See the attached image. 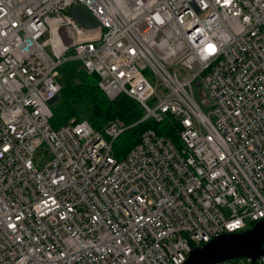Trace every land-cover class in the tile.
I'll use <instances>...</instances> for the list:
<instances>
[{
  "label": "built area",
  "instance_id": "built-area-1",
  "mask_svg": "<svg viewBox=\"0 0 264 264\" xmlns=\"http://www.w3.org/2000/svg\"><path fill=\"white\" fill-rule=\"evenodd\" d=\"M69 60L176 141L144 128L116 159L118 122L51 128ZM263 217L264 0H0V264H182Z\"/></svg>",
  "mask_w": 264,
  "mask_h": 264
},
{
  "label": "trees",
  "instance_id": "trees-1",
  "mask_svg": "<svg viewBox=\"0 0 264 264\" xmlns=\"http://www.w3.org/2000/svg\"><path fill=\"white\" fill-rule=\"evenodd\" d=\"M57 80L60 85L58 97L49 105L51 116L48 123L51 128L66 123L70 118L85 120L95 130H100L110 122H118L124 129L111 144L116 159H120L138 141L144 128H151L176 141L173 120L138 121L143 110L136 101L122 94L113 99L107 98L97 85V76L83 71L77 61L62 63L58 68Z\"/></svg>",
  "mask_w": 264,
  "mask_h": 264
},
{
  "label": "water",
  "instance_id": "water-1",
  "mask_svg": "<svg viewBox=\"0 0 264 264\" xmlns=\"http://www.w3.org/2000/svg\"><path fill=\"white\" fill-rule=\"evenodd\" d=\"M68 15L82 28L94 30L97 27L94 18L80 5L69 9ZM57 97L58 95L53 100ZM261 254H264V217L244 230L225 232L194 246L188 251L182 264H214L238 258H248L250 264H254V260Z\"/></svg>",
  "mask_w": 264,
  "mask_h": 264
},
{
  "label": "rangeland",
  "instance_id": "rangeland-1",
  "mask_svg": "<svg viewBox=\"0 0 264 264\" xmlns=\"http://www.w3.org/2000/svg\"><path fill=\"white\" fill-rule=\"evenodd\" d=\"M195 98L198 100V95L195 93ZM135 123H137V122H135ZM135 123H133V124H130V125H128V126H131V125H134ZM127 126V127H128ZM44 148H45V146L43 145L42 146V149L37 153V154H35V156H34V161H35V164H36V166L38 167L39 166V164L42 162V160L46 157L45 156V153H44Z\"/></svg>",
  "mask_w": 264,
  "mask_h": 264
},
{
  "label": "snow or ice",
  "instance_id": "snow-or-ice-1",
  "mask_svg": "<svg viewBox=\"0 0 264 264\" xmlns=\"http://www.w3.org/2000/svg\"><path fill=\"white\" fill-rule=\"evenodd\" d=\"M210 50H211V51H214V48H212V47L210 46Z\"/></svg>",
  "mask_w": 264,
  "mask_h": 264
},
{
  "label": "bare ground",
  "instance_id": "bare-ground-1",
  "mask_svg": "<svg viewBox=\"0 0 264 264\" xmlns=\"http://www.w3.org/2000/svg\"><path fill=\"white\" fill-rule=\"evenodd\" d=\"M261 255H262V254H261ZM259 256H260V255H259ZM259 256H258V257H259ZM258 257H257V258H258ZM257 258H256V259H257ZM247 259H248V258H247ZM256 259H255V260H256ZM255 260H254V262H255Z\"/></svg>",
  "mask_w": 264,
  "mask_h": 264
}]
</instances>
